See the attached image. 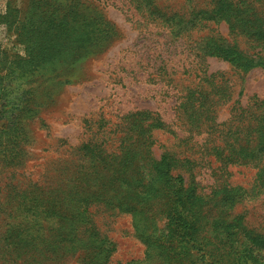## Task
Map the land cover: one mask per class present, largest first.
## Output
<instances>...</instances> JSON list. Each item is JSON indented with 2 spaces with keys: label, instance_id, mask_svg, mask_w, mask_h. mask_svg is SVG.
<instances>
[{
  "label": "rangeland",
  "instance_id": "rangeland-1",
  "mask_svg": "<svg viewBox=\"0 0 264 264\" xmlns=\"http://www.w3.org/2000/svg\"><path fill=\"white\" fill-rule=\"evenodd\" d=\"M148 6L155 14L145 23ZM58 17L72 30L52 40L46 23ZM232 46L264 59V0H0V264H47L44 236L71 231L68 219L81 215L113 244L105 243L107 264H176L157 206L140 222L114 195L138 187L140 149L156 159L164 149L192 155L193 178L209 196L217 155L249 152L247 116L264 101V63L243 69L214 53ZM194 75H212L207 92L224 87L209 95L219 101L208 108L211 132L191 125L184 105L177 111ZM166 76L179 79L174 90L157 80ZM141 118L166 131L134 133ZM227 171L228 183L255 194L252 165ZM232 206L249 232L264 234L263 194ZM136 222L148 237L134 234ZM252 249L264 255V239ZM83 255L55 264H85ZM195 258L184 264H205Z\"/></svg>",
  "mask_w": 264,
  "mask_h": 264
},
{
  "label": "trees",
  "instance_id": "trees-1",
  "mask_svg": "<svg viewBox=\"0 0 264 264\" xmlns=\"http://www.w3.org/2000/svg\"><path fill=\"white\" fill-rule=\"evenodd\" d=\"M70 7L74 6L71 5ZM145 12L147 16L144 17V21L147 18L145 23H150L149 18L155 12L151 11V6H148ZM63 18L67 24L72 23L69 22L68 17ZM60 23L61 17L46 23L47 37L52 40L56 36L68 38L67 32L71 31L72 28L61 26ZM51 32H54L53 35ZM237 50L235 46H232L231 49L221 48L214 53L224 59L240 62L239 64L243 69L261 64V62L264 63V59L258 58L259 63L255 61L254 57H246L243 52ZM157 80L168 85L172 90L179 82V79L169 76ZM194 81L197 82L191 87ZM210 81H212V75H194L193 80L189 82L190 85L184 87L186 94L181 97L184 102L180 101L177 107L178 111L184 105V114L187 115L188 121H191L190 124L197 123L196 129L202 127L203 132H211L209 129L212 128L213 118L209 117L208 108L219 103L217 98L209 97V95L212 92L224 90V87L219 86L207 92L209 84H211ZM195 95L196 97H194ZM195 100H197L196 103ZM254 105H256V108L247 116V126L249 134L253 133L255 136V144L245 154L234 153L235 151L232 150L233 152L217 155L215 160L219 162V166L213 175L217 176L214 180L218 184L216 190H213L210 196L200 192L198 182L193 178L192 170L195 168L196 159L192 155L179 158L182 152L176 153L167 149H164L157 159L149 155L151 153L149 150H137L138 153H134V161H136L135 171L138 177V187L133 192L122 186L116 189L114 196L121 197L126 205V207L123 205L124 208L130 210L127 211L129 215L135 219L138 218L140 222L145 220L143 217L148 206H157L153 213L164 216L167 220L165 229L170 232L168 241L173 251L171 255L173 258L170 259L175 260L176 264H184V261L187 260L189 262L193 261L196 259L195 256L205 264H264V255L252 249V245L259 244L264 239V234L249 232L239 222L242 216L231 215L230 213L233 209L232 204L235 201L256 194L264 195V101H256ZM196 112L199 115H194ZM143 114L144 112L138 113V115ZM144 121V118L139 119L137 125H134V133L146 135L152 130L166 131L164 124L159 120L154 125H142ZM149 128L150 130H148ZM220 133L223 132L220 130ZM233 133L236 134V131ZM134 141L139 143V141ZM226 148H229L228 144L223 145V149ZM214 149L219 150V148ZM246 149L243 148V150ZM235 165H252L255 168L256 172L253 176L256 184L252 185L251 188L256 189L255 194L249 195V190L228 183L230 172L227 171V167ZM178 167L180 171L172 175L171 171ZM184 174H188V178H190L186 183L183 178ZM126 185L128 186V184ZM229 195L230 197L227 199ZM158 201H161L160 205H158ZM87 204L83 202L81 207ZM106 204L108 205V199ZM229 204L231 206H228ZM83 213H86L85 210H83ZM72 214L77 218V213ZM80 218L79 220L68 219L72 226L71 231L66 230L61 234L59 233L60 235L44 236L43 246L45 248L40 251V254L44 255V263H59L65 258H73L77 253L82 252L84 255L80 261H85V264H107L108 251L105 249V243L108 241V245L113 246V244L108 238H97L96 235L91 234V230L87 231V229H90L91 220L89 217L81 215ZM140 224L135 223L133 227L134 234L141 238L148 237L149 235L145 237V228L143 224L141 226ZM188 248L191 249L187 250ZM124 264H144V261L130 260Z\"/></svg>",
  "mask_w": 264,
  "mask_h": 264
}]
</instances>
